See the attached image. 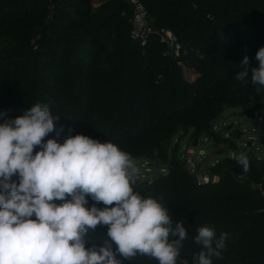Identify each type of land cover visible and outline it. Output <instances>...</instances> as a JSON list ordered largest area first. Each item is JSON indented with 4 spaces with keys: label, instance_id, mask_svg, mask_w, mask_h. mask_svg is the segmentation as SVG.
Wrapping results in <instances>:
<instances>
[{
    "label": "trees",
    "instance_id": "16d2710c",
    "mask_svg": "<svg viewBox=\"0 0 264 264\" xmlns=\"http://www.w3.org/2000/svg\"><path fill=\"white\" fill-rule=\"evenodd\" d=\"M38 1L0 0L1 21L10 25L22 23L30 28L23 40L0 37V42L8 40L12 43L0 51V74L14 69L12 63H9L13 58H16L17 66H27V71L31 68L37 72V76L33 73L28 75L33 83L22 102L19 100L12 103L11 97L1 101L3 94L7 92L9 96L12 90L7 85L11 79L0 77V102L4 103L0 113L7 114L0 117V123L22 115L25 109L37 102L48 104L50 97L46 93L57 91L56 85L36 80L39 73L48 77L42 66H49L47 58L54 51L60 56L68 45L50 33L53 23L59 18L57 11L63 5H75L82 17L72 19L80 29L67 37L71 44L68 46L80 60L84 58L90 68L83 70L77 67L81 74L79 77L85 75L94 79L90 85L81 81L76 94L91 95L95 92L99 95L93 103L80 99L67 108L57 106V102H54L52 108L57 109V114L81 118V121L54 120V131L43 138L42 144L49 139L63 144L68 137L82 134L102 143L111 141L121 150L130 153L134 159H149L159 168L166 169V173H158L152 183L146 186L140 187L136 183L134 190L143 197H162L173 225L184 222L188 239L180 249V257L186 264H193V256L200 251V246L194 243V237L197 227L205 225L213 226L217 236L221 232L229 233L222 257L213 258V264H264V199L258 189L252 186L254 183L264 186V163L259 168L250 165L251 170L246 171V174L251 177L239 179L234 169L241 166L235 158H224L214 168L215 172L223 175L222 181L217 185L201 187L187 173L178 145L172 146L176 138L196 140L206 133L224 105L264 99V87L252 84L250 76L245 82L235 79L240 67L230 65V62H226L228 59L224 58L206 60L196 54L195 49L186 43L187 40H181L180 35L189 34L191 38L196 34L187 29L190 24L187 6L198 9L195 17L201 8L217 10L219 6L214 5L212 0H140L148 13L155 10V29L165 28L178 36L182 45L181 62L199 73L196 79L198 85H193L182 80L179 65L163 55L165 49L160 43L154 50L153 45L141 47L131 39L132 12L124 13V3L120 0H109L99 7H91L88 4L90 0H82V5H79V0H46L40 8ZM219 8L223 12L224 9ZM249 9L244 7L241 13L248 14ZM229 11L233 10L229 8ZM224 12L228 13L227 9ZM33 14L34 17L26 19ZM210 14L205 12L206 17ZM211 26L214 25L206 23L201 27L197 23L193 24V27L205 32L211 31ZM1 32L5 34L4 29ZM223 36L226 38V35ZM263 37L262 33L254 39L255 47L239 42L243 45L239 49L243 48L246 55L252 56L249 59L250 67L257 64L252 58L264 47ZM203 38L209 37L205 35ZM49 40L52 44H49ZM90 47L99 48L102 54L95 56L90 52ZM90 54L94 59H86ZM206 74L211 77H206ZM53 79L60 78L55 75ZM96 84L100 89L95 91ZM89 113H93L91 120ZM40 150L42 145L36 146L33 154ZM13 180L18 183V177L14 176ZM88 200L86 206L90 208L95 202L90 197ZM54 203L62 204L63 201L55 200ZM96 206L105 207L102 203ZM106 232L107 226L104 225L90 230L85 238V246L100 247L107 238ZM177 238L170 236V240ZM116 247L113 242L114 251ZM117 258L123 259L120 256ZM123 264H158V261L138 254L132 262L123 260Z\"/></svg>",
    "mask_w": 264,
    "mask_h": 264
},
{
    "label": "clouds",
    "instance_id": "9594fccd",
    "mask_svg": "<svg viewBox=\"0 0 264 264\" xmlns=\"http://www.w3.org/2000/svg\"><path fill=\"white\" fill-rule=\"evenodd\" d=\"M255 60L250 67L245 56L235 79L245 82L250 76L252 84L264 87V47ZM51 112L37 102L0 123V264H123L138 254L158 264H186L180 257L188 239L184 222L173 225L162 197L134 190L139 168L131 154L82 134L63 144L52 139L42 144L58 119ZM236 161L249 170L246 153ZM88 197L95 202L90 208ZM100 203L105 207L96 206ZM98 225L107 226V238L98 248L86 247L85 238ZM228 237L217 236L210 225L197 227L194 243L200 251L193 264L221 258Z\"/></svg>",
    "mask_w": 264,
    "mask_h": 264
},
{
    "label": "rangeland",
    "instance_id": "374dc122",
    "mask_svg": "<svg viewBox=\"0 0 264 264\" xmlns=\"http://www.w3.org/2000/svg\"><path fill=\"white\" fill-rule=\"evenodd\" d=\"M45 1L46 0H39L38 8L42 7ZM107 1L109 0H90L88 4L91 7H99ZM120 1L124 3H122L125 7L123 11L124 13L126 12L127 14H129V11L132 12L130 18L131 37L133 21L135 18L133 1L137 0ZM78 3L79 5H82L84 2L82 0H79ZM212 3L214 5L222 7V9L224 10L227 9L228 13H225L224 10L223 12H221V8L219 7L217 8V10L215 8H201L199 9V15L195 17V13L198 11V9H196V7H192L191 5L187 6V18H189L190 21V24L188 25L187 29L190 33L196 34H194L191 38H189V34L180 35L181 40H187L186 43H189V45L195 49L196 54L200 55V57H204L206 60L211 58H224L228 59V61L226 62H230V65H234L238 68H241L242 61H240L239 59L242 60L245 56L251 59L252 56L246 55L243 48V50L239 49L243 47V45L239 44V42L242 44L246 43L248 45L254 46V39L258 38L260 34H264V0H212ZM244 7H248V9L250 7L248 14L241 13V9H243ZM229 8L233 11H229ZM76 9L78 8L75 5H63L62 9L57 11L59 18L53 23L54 26L52 25L53 27L50 31L53 37L61 39L64 43L68 45L71 44L69 43L67 37L71 35L73 31L77 30L78 28L80 29V26H78V24H76L72 19L73 17H82V14L80 12H77ZM206 11L211 12L210 17L205 16ZM151 12L152 13H148V21L153 27V16L155 10L152 9ZM34 16L35 14L30 16L28 15L26 19H31ZM194 23L201 25V27L204 26L206 23H209V25L212 24L214 26H211V31L205 32L195 28V25V27H193ZM73 27L75 28L74 30H72ZM3 29L5 31V34L1 32L3 31ZM29 29L30 28L27 25L22 23H15L14 25H10L8 24V22H3L0 20V37H2L3 39L7 37L9 39L15 38L23 40L24 36L27 35ZM228 33L230 34V36H228ZM234 34H237L240 38H238ZM205 35H208L209 38L204 39L203 37H205ZM223 35H226V38ZM176 37L178 39V36ZM134 41L138 42L141 47H145L146 45H153L154 50H156L157 45L160 46V39L157 35L150 37L145 45H142L139 40ZM11 44L12 43L8 40H3L2 42H0V51L4 50V48ZM49 44H52L50 40ZM68 45L61 51L60 56H58V54L54 51L52 55L47 58L49 66L44 65L42 66V68L47 72L48 77H45L41 73H39L36 81H39L40 83H46L48 85H56L58 87L57 91L55 92H45L47 96L50 97V100H47V102L51 108L52 116L58 117V119L60 120L63 119V121L77 120L79 122L81 121V118L75 119V117L73 116L63 117L60 114L56 113V108H52L54 102H57V106L65 108L72 107L70 105L73 103H77V101H80V99L91 103L92 101L97 100L99 95L95 92L91 95L81 93V95L78 96L76 94L78 93V87L81 86V81L84 80L85 85H90L89 83H93L94 79L87 78V76L85 75H83L82 78L79 77V75L81 74L77 71V67H82L83 70H90V68L86 64V62H84V58H81L80 60L78 56L73 53V49H70ZM161 46H163L165 49L163 51V55L166 57H170L177 63V65H179L182 80L193 85H198L196 79L199 73L193 70L192 67H189L185 63L181 62L180 59H175L173 56H171L170 53L167 51V47L165 45L161 44ZM44 47L48 46L44 45ZM74 47L75 44H73V48ZM50 50L52 49L50 48ZM90 52H93L95 56H99L102 54L99 48L94 47H90ZM86 59L92 60L94 59V56L90 54L86 57ZM252 59L255 60V58ZM1 60L2 58H0V61ZM9 63H12L11 66L14 67V69H11L6 73L0 74V77L4 79L9 77L11 79V81L7 83V85L10 87L12 92L9 94V96H7V92H5L1 98V101H5L6 99L8 100L11 97L12 103L19 100L22 102L24 101V97L28 94L27 91L30 89L31 84L33 83L32 78L28 75H30V73H33L34 76H37V72L33 71L31 68H29V70L27 71V66H17L18 62L16 58L9 60ZM55 75L59 76L60 79H53ZM206 75V77H211L208 74ZM76 77H79L78 80L76 79ZM74 86L76 87L75 89H73ZM94 88L96 91L100 89V86L96 84ZM1 92H3V90H1ZM3 108L4 103L0 102V111H2ZM250 108L253 109L248 110ZM92 117L93 113H89L90 120L92 119ZM260 118L264 120V99L253 101L250 100L244 104L239 105L238 102H235L231 105H224L221 111L219 112L218 117L215 118L208 130V132L211 133L210 136H212V140L210 142H205L203 139H201L202 136L205 134L204 133L196 140H188V137H184V139L180 140L176 138L173 141L172 146L175 147L176 145H178V152L180 153L182 159L184 145H193L195 141H197L198 144L199 139H201L199 149L202 148L206 151L207 159L205 162L210 166L212 163H215L217 160H221L223 158L231 157L232 159V156L229 155H236L237 151L241 150V152H244L248 155L250 165H254L255 167L259 168L261 164L264 163V122L262 123L260 121ZM214 127H217L218 129L214 130ZM226 132L229 134V138L225 137ZM236 135L239 137V139L235 138ZM224 137L226 139H224ZM251 137H254V140L252 141L254 145L252 148L247 146V141L250 140ZM215 141L216 145H212L211 143H214ZM141 160L150 161L149 159H135L138 168H140L141 166ZM151 164L153 166L152 168L155 175L160 173L161 168H159V166H157L153 162H151ZM141 169L144 170L143 168ZM243 176H245L244 179H249V177H251L247 174ZM140 184L138 185L140 186ZM259 185L260 183H254L252 186L258 189ZM258 191L259 193L262 192L260 189H258Z\"/></svg>",
    "mask_w": 264,
    "mask_h": 264
},
{
    "label": "built area",
    "instance_id": "2783aa9c",
    "mask_svg": "<svg viewBox=\"0 0 264 264\" xmlns=\"http://www.w3.org/2000/svg\"><path fill=\"white\" fill-rule=\"evenodd\" d=\"M134 4V13L135 18L133 21V28L131 31V38L133 40H139L142 45H145L151 36L157 35L160 39V43L167 47V51L173 56L175 59H180L181 55V44L179 43L176 35L167 29H155L150 25L148 21V10L145 5L140 1H133ZM208 17H210L208 15ZM260 121L263 123L264 120L260 118ZM225 124V123H224ZM217 127H214V130H217ZM255 132V131H253ZM210 132H206L201 139L205 142H210L212 139L210 136ZM225 137L229 138V134L226 132ZM224 137V139H226ZM196 146L189 144L184 145L183 147V154H182V161L184 163V167L189 175H191L197 185L201 187L206 186H213L219 184L222 179L223 175L221 173H217L214 171V168L221 162V160H217L215 163H212L211 166L207 164L205 161L207 159V153L204 149L200 148V141ZM254 137H251L250 140L247 141L251 143V148L253 147ZM212 145H216V141L211 143ZM232 159L235 158L234 154H230ZM231 158V157H229ZM224 159V158H223ZM141 166L139 168V174L137 177L136 183L140 184L142 182H147L148 184L152 183L153 179L156 177L155 173L153 172V166L150 161L148 160H141ZM143 168L144 170H142ZM160 173H166V169H160ZM239 179H244L245 176H237ZM262 192L260 193L261 197L264 199V186L260 184L258 186Z\"/></svg>",
    "mask_w": 264,
    "mask_h": 264
},
{
    "label": "water",
    "instance_id": "95a60500",
    "mask_svg": "<svg viewBox=\"0 0 264 264\" xmlns=\"http://www.w3.org/2000/svg\"><path fill=\"white\" fill-rule=\"evenodd\" d=\"M235 138L239 139V137H238L237 135L235 136ZM193 145L196 146V145H197V141H195ZM247 146H248V147H251V143L248 142V143H247ZM239 153H241V150H238V151H237V153H236V155H235V158H236V156H237ZM250 155H251V154H250ZM234 171H235V173H236L238 176H243V175L246 174V171H244L242 168H239V167H235ZM147 184H148L147 182H143V183L140 184V187H142V186H146Z\"/></svg>",
    "mask_w": 264,
    "mask_h": 264
}]
</instances>
